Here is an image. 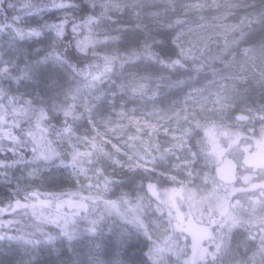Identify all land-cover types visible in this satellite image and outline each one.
I'll list each match as a JSON object with an SVG mask.
<instances>
[{"label":"rangeland","instance_id":"374dc122","mask_svg":"<svg viewBox=\"0 0 264 264\" xmlns=\"http://www.w3.org/2000/svg\"><path fill=\"white\" fill-rule=\"evenodd\" d=\"M89 1L101 16H110L126 7L150 2L172 5L177 0ZM213 6L210 10L197 8L193 22L174 37L188 75L177 85L175 98L167 89L164 73L98 65L80 79L46 56L43 47L30 49L13 37L0 35V93L25 96L31 109L71 125L75 135H64L45 146L54 144L47 161L66 169L67 177L74 179L72 196L76 194L81 203L73 236L65 241L54 236L40 244L0 241V259L31 264L40 247L56 255L68 246L95 264L104 260L122 264L127 257L139 262L145 250L149 264H197L192 261L193 251L179 244L178 234L166 227L172 220L170 188L180 183L183 173L192 180L198 132L264 129V104L234 94L236 86L244 82L264 84V41L257 35L262 21L252 8L237 1L216 0ZM171 23L184 24L185 20ZM237 71L244 74H234ZM40 148L38 157L43 159L45 148ZM92 148L110 166L120 165L121 155L134 159L136 169L124 182L129 195L122 203L115 202L114 189L106 183L93 184ZM50 165L39 161L18 172L21 178L33 180ZM47 218L57 224L61 215ZM212 252L217 257L212 264H264L259 251H250L247 262L230 250Z\"/></svg>","mask_w":264,"mask_h":264},{"label":"trees","instance_id":"16d2710c","mask_svg":"<svg viewBox=\"0 0 264 264\" xmlns=\"http://www.w3.org/2000/svg\"><path fill=\"white\" fill-rule=\"evenodd\" d=\"M233 1L252 8L257 19L262 21L257 35L264 41V0ZM215 2L177 0L172 5L150 2L101 16L98 7L89 0H0V35L13 37L30 49L43 47L46 56L80 79H85L92 67L98 65L164 73L168 76L167 89L173 91L171 98H175L177 85L188 77L183 60L174 55L176 47L173 44L184 24L169 22L178 18L193 22V12L197 8L210 10ZM234 94L264 104V84L244 82L236 86ZM25 98L0 93V183L3 184L0 189V241L40 244L54 236L65 241L73 236L74 221L79 217L77 208L81 203L75 198L76 194L72 196L74 179L67 177L66 169L47 161L52 158L54 144L45 145L75 133L67 121L31 109V103L24 101ZM41 146L45 148L43 159L38 157ZM92 149L93 184L106 183L114 189L111 194L118 199L115 202L122 203L124 196L129 195L124 182L133 168L136 169L134 159L128 160L121 155L120 165L110 166ZM39 161L47 162L50 168L33 180L20 177V167ZM40 199L45 203L40 204ZM50 214L61 215L57 224L47 218ZM40 250L31 264H95L82 259L76 252L52 255L48 249L40 247ZM0 264L21 263L1 258ZM96 264L109 263L104 260ZM122 264H149V257L145 250L141 261L127 257Z\"/></svg>","mask_w":264,"mask_h":264},{"label":"flooded vegetation","instance_id":"af4514ba","mask_svg":"<svg viewBox=\"0 0 264 264\" xmlns=\"http://www.w3.org/2000/svg\"><path fill=\"white\" fill-rule=\"evenodd\" d=\"M198 133L193 178L183 173L170 188L166 227L197 264L216 262L215 250H230L245 262L250 251H259L264 262V129Z\"/></svg>","mask_w":264,"mask_h":264},{"label":"bare ground","instance_id":"6f19581e","mask_svg":"<svg viewBox=\"0 0 264 264\" xmlns=\"http://www.w3.org/2000/svg\"><path fill=\"white\" fill-rule=\"evenodd\" d=\"M194 14V13H193ZM188 22L186 21L185 23H184V26L187 24ZM261 23V22H260ZM169 24H174V23H171V22H169ZM173 44H174V39H173ZM175 46V45H174ZM176 47V46H175ZM174 55H176V56H180L179 54H178V51H177V48H176V51L174 52ZM66 69V68H65ZM2 187H3V184L2 183H0V189H2ZM62 252H64L66 255L67 254H71V253H75L74 251H72V250H70V248L67 246V247H64V248H62ZM61 252V253H62Z\"/></svg>","mask_w":264,"mask_h":264}]
</instances>
